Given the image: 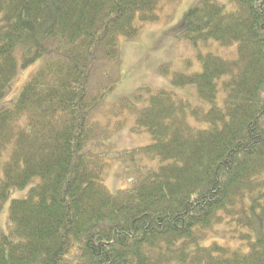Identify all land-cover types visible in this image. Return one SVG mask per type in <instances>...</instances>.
Masks as SVG:
<instances>
[{
  "label": "trees",
  "instance_id": "1",
  "mask_svg": "<svg viewBox=\"0 0 264 264\" xmlns=\"http://www.w3.org/2000/svg\"><path fill=\"white\" fill-rule=\"evenodd\" d=\"M219 1L186 12L181 38L236 45V58L198 53L191 74L159 68L210 108L151 94L133 132L152 142L135 153L161 165L113 195L87 147L92 116L118 81L108 76L118 38L155 23L162 0H0V100L19 69L40 62L0 111V202L39 179L10 204L0 264H264V235H239L246 252L199 245L224 218L249 231L264 221V0H225L230 11ZM96 75L113 82L92 96Z\"/></svg>",
  "mask_w": 264,
  "mask_h": 264
},
{
  "label": "rangeland",
  "instance_id": "2",
  "mask_svg": "<svg viewBox=\"0 0 264 264\" xmlns=\"http://www.w3.org/2000/svg\"><path fill=\"white\" fill-rule=\"evenodd\" d=\"M198 2L199 0H162L161 7L156 11L158 20L155 23L144 25L132 40L118 38V58L108 63V76L118 81L109 82V79L96 75L90 83L89 91L92 96H96L101 88L108 87L112 82L115 84L92 116L93 137L87 145L104 165L102 182L110 194L130 190L149 172H156L161 165L158 159L149 160L135 153L152 142L146 132H133L136 117L134 111L145 106L151 94L160 90L173 91L177 97L189 101L193 106L205 111L210 108L208 103L197 98L195 86L174 87L170 76L160 75L159 68L167 65L171 73H198L201 71L198 53L217 55L229 61L237 56L236 45L222 47L214 41H208L194 46L181 38L185 31L183 17ZM219 2L228 11L234 9V5L225 0ZM100 64L107 66L105 61ZM39 65L40 62L37 61L30 67L19 69L8 92L0 100V111L11 107L22 86L37 71ZM142 89L149 92H138ZM222 99L223 93L220 91L217 96L219 106L222 105ZM122 102L129 104L122 106ZM192 124L198 128L207 126ZM1 175L0 171V178ZM38 183L39 179H34L26 188L13 189L8 198L0 202V236L11 232L8 221L11 202L27 198L30 190ZM223 220L222 225L215 224L212 229L205 231L206 238L199 242L200 246L206 247L216 242L223 247L236 249L238 245H242L241 251L246 252L245 242L237 240L239 235H250L251 241L264 235V221L257 222L255 229L249 231L228 223L225 218Z\"/></svg>",
  "mask_w": 264,
  "mask_h": 264
}]
</instances>
